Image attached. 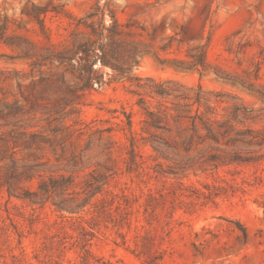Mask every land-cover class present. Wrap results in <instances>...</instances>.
<instances>
[{"label": "trees", "instance_id": "1", "mask_svg": "<svg viewBox=\"0 0 264 264\" xmlns=\"http://www.w3.org/2000/svg\"><path fill=\"white\" fill-rule=\"evenodd\" d=\"M23 13L35 22L36 33L42 39L33 42L26 37L9 36V21L0 19V43L17 47L27 59L33 60L30 74L0 70V191L5 190L9 199L15 197L33 207L51 204L62 219L54 224L60 230L70 228L74 233H64L71 240L69 248L66 238L57 243L44 242L40 250L34 251V262L28 258L27 248L23 245L24 229L19 228L9 214L8 219L19 237L20 250L19 254L10 250L12 264H65L67 250L78 254V259L68 260V264H109L92 250V242L99 231L109 227L116 229L124 241L127 234L122 230L133 229L134 248L131 251L142 259L141 264H166V250L158 247L157 242L170 235L174 228L176 200L169 206L168 197H178L177 192L150 191L141 196L128 194L126 189L117 192L110 188L120 170L117 164H98L81 179L76 173L42 175L41 168L46 163L41 162L39 152L47 147L53 152L58 147L63 150L65 142L73 136L63 113L71 107L69 113L79 117L75 100L80 97V92L93 87L94 81H102L94 68L100 62L133 83L135 89L131 93L138 97L136 105L144 115L142 135L134 131L132 113L125 108L108 110L119 122L98 130L101 140H106L104 151L108 155L118 153L121 157L125 165L123 173L137 172L142 179L149 175L144 170L140 144L149 146L153 152L150 157L156 162L154 178L173 177L181 186L190 174L212 176L227 167L258 170L264 164V85L260 83L264 46L249 59V67L243 69L241 75L232 76L208 61L209 37L204 43L190 44L186 40L192 39H179L180 33L176 31L158 40L159 24L148 27L134 18L122 23L113 16V22L107 26L104 19L89 22L88 19L96 16L91 13L75 25L77 30L83 27V31L73 32L68 39L55 44L52 42L53 31L46 25L44 17L48 13L59 16L64 14L63 11L30 3ZM210 20L211 13L202 26L203 35ZM181 31L186 36L184 26ZM12 40L22 43L14 45ZM185 42L184 58L163 59L160 56L161 52L169 53L175 46L179 49ZM252 46L253 43L247 41L235 51L239 67L244 64L240 55L246 54ZM146 55H154L178 71L196 72L199 76L212 72L217 78L254 94L260 107L231 93L208 91L201 84L186 86L176 79L131 76L140 58ZM29 77L32 97L27 98L21 92L23 105L10 88L16 82L21 91L26 87L23 81ZM51 87L58 89L53 103L43 97ZM36 88L39 89L37 92ZM64 98L63 107L61 101ZM27 105L28 109L25 108ZM38 114L46 117L38 119ZM36 119L46 122L45 130L39 129V122L30 123ZM74 123L81 124L78 119ZM115 132H121L126 142L116 140ZM21 154L25 157L21 158ZM35 179L38 184L34 189L32 182ZM206 187L219 188L217 185ZM0 229L6 235L9 232L8 228L5 230L0 226ZM56 236L47 234L51 238Z\"/></svg>", "mask_w": 264, "mask_h": 264}, {"label": "rangeland", "instance_id": "2", "mask_svg": "<svg viewBox=\"0 0 264 264\" xmlns=\"http://www.w3.org/2000/svg\"><path fill=\"white\" fill-rule=\"evenodd\" d=\"M30 3L50 9L56 7L64 12L59 16L48 13L44 17L46 25L53 31L52 42L55 44L68 39L73 32L83 31V27L76 29V23L94 13L96 16L88 21L104 19L107 26L113 22V16L122 23L134 18L148 27L159 24L158 40L176 31L180 33L179 39H192L186 40L190 44L204 43L209 37L208 61L213 67L218 66L224 73L232 76L241 75L242 70L249 67V59L264 46V0H0V19L9 21V36L18 35L33 42L42 39L36 33L38 27L35 22L23 13V9ZM210 13L211 20L208 21L203 35L202 26ZM182 26L186 36L181 31ZM247 41L252 42L253 46L246 54L240 55L244 64L239 67L235 51ZM186 42L179 49L175 46L169 53L161 52L160 56L163 59L184 58ZM11 43L16 45L22 42L12 40ZM32 61L17 47L0 43V70H16L21 72L20 75L30 74ZM34 61H38V58H34ZM94 68L96 75L102 76V81H94V86L80 92L77 99L72 96L76 99L74 107L80 110V115L77 117L70 114L71 107H68L63 116L67 117L66 123L71 126L73 136L65 142L63 150L58 147L53 152L47 147L39 152L41 162L46 163L41 168V174L76 173L81 179L98 164H117L120 170L110 184L111 189L117 192L126 189L128 194L136 196L150 191L170 194L177 192L179 195L176 198L173 195L168 197L169 206L176 200L174 228L170 235L159 238L157 242L158 247L166 250V264H264V164L258 170L227 167L212 176L190 174L183 179L184 185L181 186L173 177L154 178L156 162L150 157L153 152L149 146L140 144L139 151L145 161L144 170L149 175L142 179L137 172L123 173L125 165L121 157L118 153L108 155L104 151L106 140H101L98 130L109 127L112 122H119L118 119H113L108 110L121 111L125 108L128 113H132L134 131L142 135L144 115L136 105L138 97L131 93L135 89L132 82L100 62ZM261 75L260 83L264 85V65ZM131 76L176 79L186 86L201 84L208 91L231 93L260 107L254 94L217 78L212 72L199 76L196 72L178 71L163 64L154 55L142 56ZM23 83L26 87L21 91L16 82L12 83L10 90L18 97L20 104L25 105L22 93L31 98L33 86L30 77ZM38 90L36 88L35 91ZM57 91L56 87H51L43 97L53 103ZM65 103L64 98L61 101L63 107ZM28 107L27 105L25 108ZM37 117L44 119L46 116L38 114ZM38 119L30 123L34 125L39 122ZM77 119L81 124L74 123ZM39 123V129L45 130L46 122ZM114 136L119 142H126L121 132H115ZM20 157L25 156L21 154ZM37 184L38 179H35L32 187L35 189ZM206 185H217L219 188L208 189ZM9 214L15 224L24 229L23 245L32 261L35 262L34 251L40 250L44 242L57 243L61 238H66L68 248L70 247L71 240L64 233L74 232L70 228L60 230L54 224L62 220L55 207L51 204L42 208L33 207L15 197L9 199L6 191L2 190L0 226L5 230L8 228L9 232L6 235L0 229V264H12L10 250L14 254L20 252L19 237L8 219ZM140 220L143 221L141 215ZM122 232L127 234L126 242L116 229L102 228L92 242L94 254L109 264H141L142 259L131 251L134 248L133 229L129 231L125 228ZM47 234L57 236L51 238ZM64 259L65 264H68V260H77L78 254L74 250H67Z\"/></svg>", "mask_w": 264, "mask_h": 264}]
</instances>
